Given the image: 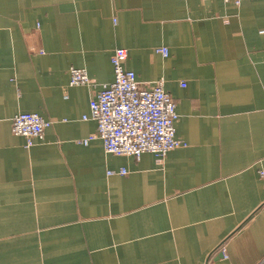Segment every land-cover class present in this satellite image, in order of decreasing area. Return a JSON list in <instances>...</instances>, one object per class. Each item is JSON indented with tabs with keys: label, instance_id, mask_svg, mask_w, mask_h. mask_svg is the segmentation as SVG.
Listing matches in <instances>:
<instances>
[{
	"label": "crops",
	"instance_id": "obj_1",
	"mask_svg": "<svg viewBox=\"0 0 264 264\" xmlns=\"http://www.w3.org/2000/svg\"><path fill=\"white\" fill-rule=\"evenodd\" d=\"M118 47L176 103L160 161L80 142ZM23 112L52 121L29 147ZM260 169L264 0H0V264H264Z\"/></svg>",
	"mask_w": 264,
	"mask_h": 264
},
{
	"label": "built area",
	"instance_id": "obj_2",
	"mask_svg": "<svg viewBox=\"0 0 264 264\" xmlns=\"http://www.w3.org/2000/svg\"><path fill=\"white\" fill-rule=\"evenodd\" d=\"M232 1L239 5L241 0ZM156 52L166 56V47H158ZM127 51L118 47L112 51L110 62L113 79L102 83L101 88L89 101V112L83 119H92L96 123L95 133L81 139L87 143L98 138L102 141L104 151L115 155H126L138 158L148 152L157 161L185 143L175 136L174 124L178 118L176 103L165 90L163 79H159L150 87H140L135 73L124 66ZM69 85H88L90 78L81 67L69 68ZM52 124L50 119L37 113L23 112L13 116L11 131L26 139L25 146H31L35 140L43 138L44 131ZM124 174L126 170H108ZM264 178V169L258 170Z\"/></svg>",
	"mask_w": 264,
	"mask_h": 264
}]
</instances>
